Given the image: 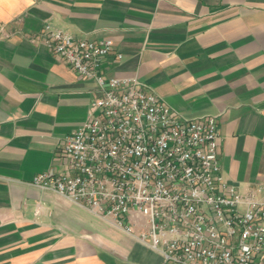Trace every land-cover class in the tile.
Here are the masks:
<instances>
[{
	"label": "crops",
	"instance_id": "1",
	"mask_svg": "<svg viewBox=\"0 0 264 264\" xmlns=\"http://www.w3.org/2000/svg\"><path fill=\"white\" fill-rule=\"evenodd\" d=\"M45 23L110 38L104 76L137 77L180 115H215L223 177L264 178V0H0V264H157L159 253L51 189L57 148L100 93L41 44ZM121 57L116 58V54Z\"/></svg>",
	"mask_w": 264,
	"mask_h": 264
},
{
	"label": "built area",
	"instance_id": "2",
	"mask_svg": "<svg viewBox=\"0 0 264 264\" xmlns=\"http://www.w3.org/2000/svg\"><path fill=\"white\" fill-rule=\"evenodd\" d=\"M39 40L100 93L59 144L61 167L34 185L122 229L159 253L157 264H264V178L240 192L223 177L215 115L186 118L137 77L104 76L110 38L45 23Z\"/></svg>",
	"mask_w": 264,
	"mask_h": 264
}]
</instances>
